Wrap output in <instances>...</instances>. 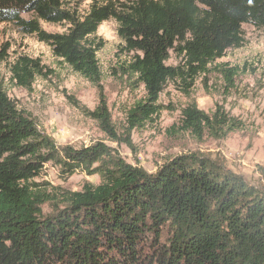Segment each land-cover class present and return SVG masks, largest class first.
<instances>
[{"label":"trees","instance_id":"16d2710c","mask_svg":"<svg viewBox=\"0 0 264 264\" xmlns=\"http://www.w3.org/2000/svg\"><path fill=\"white\" fill-rule=\"evenodd\" d=\"M109 19L118 24L122 48L133 53L123 73L144 87L146 102L128 113L129 123L142 127L158 114L169 82L188 94L213 66L234 85L239 68L216 62L244 44V24L264 27V0H93L86 13L72 0H0V23L48 44L97 86L104 43L96 32ZM42 23L67 29L49 32ZM9 48L0 46V69ZM171 52L175 65L167 64ZM9 71L27 90L50 74L27 54L16 56ZM90 115L113 133L103 98ZM183 116L198 135L242 128L221 107L209 115L190 104ZM49 163L64 177L82 171L101 181L77 191L51 187L36 180ZM0 264H264V185L196 153L149 172L102 142L58 145L0 83Z\"/></svg>","mask_w":264,"mask_h":264},{"label":"rangeland","instance_id":"374dc122","mask_svg":"<svg viewBox=\"0 0 264 264\" xmlns=\"http://www.w3.org/2000/svg\"><path fill=\"white\" fill-rule=\"evenodd\" d=\"M72 1L78 3L81 13H86L93 0ZM42 26L49 32L67 29L64 24ZM96 35L104 43L97 54L102 73L99 86L57 59L48 44L20 33L12 24L0 23V46L10 45L8 59L0 69V83L58 145L81 148L102 142L114 155L149 172L176 156L196 153L242 174L254 185H264V27L244 24V44L228 49L217 60L225 67L239 68L233 86L213 66L197 78L188 94L181 83L169 82L156 103L158 114L142 127H134L128 121L129 111L138 102H146L143 85L122 70L133 53L122 48L114 19L102 22ZM19 54L40 58L50 71L46 77H37L30 90L17 86L10 77V62ZM177 63L171 52L167 64ZM102 98L110 113L113 133L90 115ZM190 104L209 115L217 107L224 108L227 115L241 121L242 128L222 137L208 131L198 135L184 125L183 109ZM36 180L48 182L54 188L77 191L86 182L99 184L101 178L82 171L64 177L58 167L49 163ZM44 209L50 210L48 206Z\"/></svg>","mask_w":264,"mask_h":264}]
</instances>
